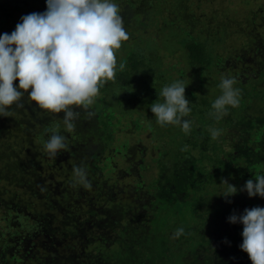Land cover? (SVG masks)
Instances as JSON below:
<instances>
[{
  "label": "trees",
  "instance_id": "obj_1",
  "mask_svg": "<svg viewBox=\"0 0 264 264\" xmlns=\"http://www.w3.org/2000/svg\"><path fill=\"white\" fill-rule=\"evenodd\" d=\"M145 2L150 12L167 8L177 14L168 30L179 38L172 42L182 59L163 67L140 37L117 61L124 70L99 87L89 106L94 115L88 118L73 106L80 112L74 131L64 127L63 113L40 109L27 93L23 107H11L9 125L0 121V264H162L171 247L182 264H252L239 247L243 225L228 217L264 208V198L238 191L225 199L220 183L226 179L239 189L264 174V2L245 3L244 23L226 13L217 19V12L201 19L193 0ZM2 10L6 16V7ZM197 18L201 27L194 30ZM222 77L235 78L239 104L228 106L221 119H210ZM177 80L187 85L189 134L175 125L160 126L150 110L153 102H163V86ZM133 112L131 125L147 130L157 148L152 158L157 177L150 181L132 169L146 167L141 158L146 143L115 145L120 119ZM212 129L220 130L215 139ZM53 132L64 135L68 145L55 158L43 148ZM118 154L128 167L117 164ZM74 166L86 169L90 189L73 187ZM132 174L134 181L126 182ZM166 209L172 217H162ZM185 212L198 224L171 245L157 225L163 230L164 223L187 221ZM186 237L191 240L178 245Z\"/></svg>",
  "mask_w": 264,
  "mask_h": 264
},
{
  "label": "clouds",
  "instance_id": "obj_2",
  "mask_svg": "<svg viewBox=\"0 0 264 264\" xmlns=\"http://www.w3.org/2000/svg\"><path fill=\"white\" fill-rule=\"evenodd\" d=\"M128 39L119 6L111 0H46V11L22 16L11 34L0 35V116L8 117L13 105L23 107L27 93L28 100L40 109L63 113L64 127L74 131L80 112L73 106L81 107L88 118L94 115L89 106L102 82L114 81L116 73L125 68L123 62L117 64L114 50ZM235 84L234 77L221 78V94L211 104L210 119L219 120L228 106H238L241 91ZM186 86L182 80L165 84L160 92L163 102H153L150 110L160 126L175 125L189 134L193 121L185 119L192 111ZM219 134L220 130H211L213 139ZM67 147L66 137L57 132L43 144L52 158ZM87 177L84 167H73V187L90 189ZM220 184L226 186L221 194L225 199L238 191H246L250 198H264V174L248 179L239 189L226 179ZM228 222L243 225L240 250L252 264H264V208H245L240 215H230ZM183 234L184 228L179 227L173 238Z\"/></svg>",
  "mask_w": 264,
  "mask_h": 264
},
{
  "label": "rangeland",
  "instance_id": "obj_3",
  "mask_svg": "<svg viewBox=\"0 0 264 264\" xmlns=\"http://www.w3.org/2000/svg\"><path fill=\"white\" fill-rule=\"evenodd\" d=\"M111 2L119 6V14L123 18V27L129 35V39L125 41L126 44H121L120 49L114 50L117 61L123 54L125 47H127V45L129 46L132 41L137 40L140 37L141 41L144 42V45H149L148 47L152 48V50L155 51V54L162 58V62H160V64L162 66L164 65L163 67L169 66L182 59L181 49H179L177 45L175 46V43L172 42V39L177 40L179 38L177 35H171L168 30L171 27L169 22H172L174 18L177 17V14L170 12L167 8H162L160 11L154 9L155 12H150L148 11L150 6L147 5L145 0H111ZM128 2L133 3L128 4ZM250 2L253 5H259L264 2V0H193V6L196 7L197 15H200L201 19L204 16L207 17V15L210 16L212 13L217 12V19L222 16L221 14L226 13L230 17L235 18L236 21L242 19V22L244 23V19L240 17V12L245 10V3H247L248 6H251ZM3 6L6 7L8 12L6 16L3 14ZM44 11H46V0H0V35L3 33L11 34L15 30L17 23L21 22L22 16L33 12L42 13ZM139 14H141L140 19H146L145 22L138 19ZM201 19L197 18V21L194 22V30L201 27V24H198ZM139 23H143V25H139ZM167 37L170 38L167 39ZM152 44L154 47H151ZM123 117L124 118L120 119V123L117 126L118 130L115 135V145L124 141L133 143L137 140H142L146 143L148 150L143 156H141V158H144L143 162L146 167L138 170L137 164H135L132 166V169L141 173L143 175V179L150 181L157 177V171L155 170V165L152 161L153 156H155L157 152V148L151 146L154 143V140H152L147 130L136 129L133 124L131 125V121L136 117V113L134 114L133 112L131 116L125 115ZM5 118L6 117L0 116V121H4L5 125H9L6 121L7 119ZM156 142L159 144L158 139H156ZM115 161L119 166H122V168L128 167L127 158H124L121 154L115 156ZM135 178L136 175L132 174L126 176L125 181H134ZM171 214L172 213L169 209L162 210V217H172ZM185 217L187 221L182 222L178 218V221L175 224L164 223L166 227H164L163 230H161L162 225L158 223L157 229L163 234L166 233L165 237L169 244L176 245V238H173V234L177 228L183 227L184 230H186L190 229L193 224H198V219L192 220L187 218L186 212ZM190 240L191 239L186 237L182 244L178 245H186ZM170 249L169 259L161 260V263L182 264V262L179 261L182 256L174 248L171 247ZM199 252H201V250Z\"/></svg>",
  "mask_w": 264,
  "mask_h": 264
}]
</instances>
